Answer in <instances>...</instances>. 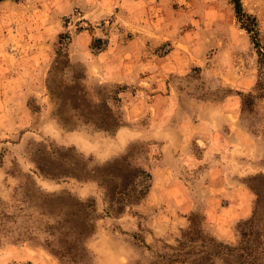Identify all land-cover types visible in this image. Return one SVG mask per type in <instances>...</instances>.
<instances>
[{"label":"rangeland","instance_id":"374dc122","mask_svg":"<svg viewBox=\"0 0 264 264\" xmlns=\"http://www.w3.org/2000/svg\"><path fill=\"white\" fill-rule=\"evenodd\" d=\"M240 1L264 47V0ZM61 35L70 65L52 68ZM256 72V49L231 0H0V110L9 111L0 116V264H60L44 245V227L57 221L62 230L86 228L76 264L167 263L161 255L174 252L189 222L159 229L155 212L137 213L148 181L139 169L148 171L157 150L140 133L165 110L240 99ZM239 116L251 149L241 140L240 156L222 161L220 185L238 198L248 192L251 213L220 227L226 237L213 235L203 212L185 214L197 213L205 232L227 243L249 219L264 240V99ZM196 168L183 171L190 186ZM116 191L132 203L112 202Z\"/></svg>","mask_w":264,"mask_h":264},{"label":"crops","instance_id":"0c3cea01","mask_svg":"<svg viewBox=\"0 0 264 264\" xmlns=\"http://www.w3.org/2000/svg\"><path fill=\"white\" fill-rule=\"evenodd\" d=\"M225 103L226 106L219 107L210 102H197L191 110H165L161 115L157 113L149 128L139 132L148 140L157 142L156 156L148 167L150 186L145 196L134 205L139 214L155 212L151 220L153 226L169 228L174 221L181 226L187 219L185 214L201 211L206 215L205 220L209 221L213 235L226 237L228 232H221L220 227L230 226L236 219L251 213L252 198L248 192L238 198L228 187L224 191L221 187L224 185H220L221 179L225 178L222 161L240 156L245 148L241 140L249 142V151L253 139L239 125L240 99L232 95ZM5 110H0V116L8 117L9 111ZM188 165L197 166L196 170H199L194 175L195 188L183 176ZM204 187L207 190L203 196L200 191ZM224 197L230 199L221 203ZM157 205L162 209L154 211L153 207Z\"/></svg>","mask_w":264,"mask_h":264},{"label":"trees","instance_id":"16d2710c","mask_svg":"<svg viewBox=\"0 0 264 264\" xmlns=\"http://www.w3.org/2000/svg\"><path fill=\"white\" fill-rule=\"evenodd\" d=\"M231 2L234 5L235 13L241 22V26L249 33L257 53V72L254 87L252 91L238 92L241 101L240 109L243 114L245 111H254L257 100L264 99V47L261 46L258 40V32L255 29V18L243 12L240 0H231ZM68 39V35L60 36L52 68L70 65L67 50ZM50 80L49 76L47 87L53 97L55 92L51 87ZM56 101L59 102L58 98H56ZM56 110L62 117L59 109L57 108ZM83 117L85 122H90L92 124L97 123L91 118V116L85 115ZM114 122L115 120L111 124L104 123L103 125L95 126L102 129H109L110 126L115 125ZM117 162H119L118 159L112 161V163ZM139 170L142 173H145L148 181L145 185V189L138 193L135 199L136 201L134 202L142 199L150 186L151 175L149 171L146 170V172L141 168ZM110 177L115 176L114 174H110ZM116 188L117 186L115 189ZM106 189L110 191V187H106ZM111 194L119 195V199L113 198L112 202L115 204L121 203L123 207L132 203L128 198L129 196L126 198V193L122 191H116ZM90 202L93 205L94 199H90ZM122 207L117 208V213L122 212ZM71 215H74V212H71ZM187 220L189 224L186 229L181 230L179 238L176 239L177 246L174 247V252L161 255V258H166L168 260L167 263L161 264H264V240L261 239V232L254 229L253 219L245 221L247 226L245 230L239 228V237L235 243L224 242L205 232L203 227L204 219H198L197 213H191V215L187 217ZM65 221L71 223V225H76L72 219H65ZM63 227L61 221H57L54 225H46L44 228L48 237L45 239L44 245L48 251L59 260L60 264H76L80 257L78 256L77 258L76 256H73L75 255L73 252H76V250L81 248L80 240L81 236L85 233L86 228L79 224V228L67 231L62 230ZM53 240L56 241L59 247L54 246L52 243Z\"/></svg>","mask_w":264,"mask_h":264}]
</instances>
